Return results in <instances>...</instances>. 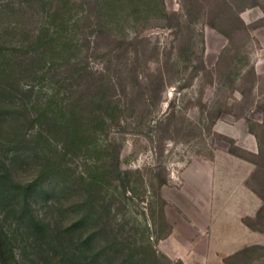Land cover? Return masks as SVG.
Masks as SVG:
<instances>
[{
  "label": "rangeland",
  "instance_id": "obj_1",
  "mask_svg": "<svg viewBox=\"0 0 264 264\" xmlns=\"http://www.w3.org/2000/svg\"><path fill=\"white\" fill-rule=\"evenodd\" d=\"M209 202L252 206L259 244L220 262ZM0 243V264H262L264 0H0Z\"/></svg>",
  "mask_w": 264,
  "mask_h": 264
},
{
  "label": "crops",
  "instance_id": "obj_2",
  "mask_svg": "<svg viewBox=\"0 0 264 264\" xmlns=\"http://www.w3.org/2000/svg\"><path fill=\"white\" fill-rule=\"evenodd\" d=\"M177 207L188 214V207L194 209V205L189 202L185 206L179 202H173ZM212 207V213L215 214L218 225L214 227L215 230L223 227V232H215L211 234L210 248L214 256L222 257V260L236 255L238 252L248 249L259 244V239L254 233L244 228L241 219L252 213V206L246 202H209L202 205L204 207ZM206 210V208H205ZM195 211V210H194ZM219 218V220H218ZM230 220V221H229ZM250 262L249 264H254ZM264 264V260L262 261Z\"/></svg>",
  "mask_w": 264,
  "mask_h": 264
},
{
  "label": "trees",
  "instance_id": "obj_3",
  "mask_svg": "<svg viewBox=\"0 0 264 264\" xmlns=\"http://www.w3.org/2000/svg\"><path fill=\"white\" fill-rule=\"evenodd\" d=\"M113 173H114V178L120 180V183L122 185H125V181H126L125 178H126L127 172L122 171L119 168L118 163L115 164L114 169H113ZM25 193H26V191H25ZM22 202H23V207L28 209L29 207H28V202H27V199H26V195L22 198ZM36 221H37V224H38L39 220H36ZM0 246H1V243H0ZM1 253H3V252H1ZM152 254L154 256V253H152ZM167 261H168L167 263L170 264V262H169L170 260L168 259Z\"/></svg>",
  "mask_w": 264,
  "mask_h": 264
}]
</instances>
